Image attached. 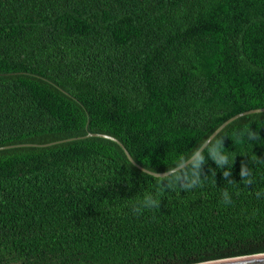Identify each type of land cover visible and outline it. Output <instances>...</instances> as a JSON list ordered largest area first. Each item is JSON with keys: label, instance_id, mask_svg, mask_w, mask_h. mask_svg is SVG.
<instances>
[{"label": "trees", "instance_id": "1", "mask_svg": "<svg viewBox=\"0 0 264 264\" xmlns=\"http://www.w3.org/2000/svg\"><path fill=\"white\" fill-rule=\"evenodd\" d=\"M261 109L264 0H0V148L78 139L0 151V264L263 255L264 113L163 179L81 139L163 174Z\"/></svg>", "mask_w": 264, "mask_h": 264}, {"label": "water", "instance_id": "2", "mask_svg": "<svg viewBox=\"0 0 264 264\" xmlns=\"http://www.w3.org/2000/svg\"><path fill=\"white\" fill-rule=\"evenodd\" d=\"M264 113V109L261 110H253L247 113H243L240 115L235 116L234 118L230 119L229 121H227L226 123H224L219 129H217L212 135L211 137H209V139L204 143V145L199 149V151L186 163H184L182 166L176 168L173 171H170L168 173H163V174H158V173H153L151 171H148L146 169H144L143 167H141L140 165H138L134 159L131 157V155L129 154V152L127 151V149L125 148V146L116 138H113L111 136H107V135H97V134H89L87 137L85 138H81V139H89V138H101V139H105V140H109L111 142L116 143L117 145L120 146V148L124 151L126 157L128 158L129 162L138 170H140L141 172L152 176L154 178H168L174 174H176L177 172H180L182 170H184L185 168H187L188 166H190L193 162H195L200 155L207 149V147L213 142V140L222 132L224 131L230 124H232L233 122L249 116V115H254V114H261ZM74 140H78V139H72V140H65V141H61V142H56V143H51V144H46V145H21V146H16V147H6V148H0V151L3 150H10V149H15V148H49L52 146H56V145H60V144H65V143H69L72 142ZM203 264H264V254L263 255H255V256H249V257H242V258H236V259H228V260H222V261H215V262H209V263H203Z\"/></svg>", "mask_w": 264, "mask_h": 264}, {"label": "clouds", "instance_id": "3", "mask_svg": "<svg viewBox=\"0 0 264 264\" xmlns=\"http://www.w3.org/2000/svg\"><path fill=\"white\" fill-rule=\"evenodd\" d=\"M251 138H255V134H252ZM213 158L216 160V162H217L218 164H222L223 162H226V160H227V156L216 157V156L214 155ZM202 160H203V157H201V161H202ZM246 171H247V169H246ZM228 174H229V173H225V176H227ZM243 174H244V173H242V175H243ZM246 183L249 184L250 181H246ZM148 203H149V205L154 206V207H158V206H159L157 200H156V201H149ZM136 211H138V209H137Z\"/></svg>", "mask_w": 264, "mask_h": 264}]
</instances>
